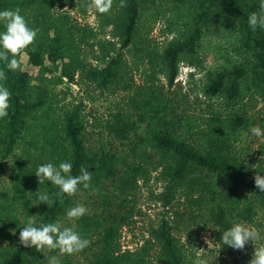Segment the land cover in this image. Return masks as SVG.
<instances>
[{"label":"rangeland","instance_id":"374dc122","mask_svg":"<svg viewBox=\"0 0 264 264\" xmlns=\"http://www.w3.org/2000/svg\"><path fill=\"white\" fill-rule=\"evenodd\" d=\"M198 1L141 0V13L132 42L123 50L117 79L107 85L94 78L91 72L103 67L109 55L116 54L121 48L122 22L118 21L121 9L116 1L112 0V7L106 13H99L93 0H57L53 6L38 0L23 8H14V5L8 8L19 9L38 30L31 47L46 49L55 36L62 37L65 61L71 64L75 80L61 76L62 62L57 67L48 63L54 68L48 71L31 64L26 54L18 59L19 68L32 74L33 96H42L44 103L28 115L27 126L7 160L6 172L0 182V252L2 247L20 237L22 224L29 216L38 219L43 202H39L37 194L46 192L50 196V189L53 191L58 187L50 181L40 184L35 171L41 163L51 161L58 165L64 160V146L61 148L59 142L65 143L63 126L69 114H74L83 123L87 145L97 148L101 143L112 141L107 126L118 110L125 111L144 127L149 121L163 122L161 116L169 118L171 108L175 106L183 113L185 137L192 138L195 144L205 140L191 134L196 130H207L209 117L241 113L249 121L248 125L231 133L232 154L246 166L251 179L264 176V135L249 132L252 126L264 129V77L259 83L254 80L256 60L243 46L238 20L231 7L213 8L203 25L198 50L180 57L175 82L170 83L164 50L178 40L192 22ZM260 3L261 0L252 6L253 11H259ZM238 65L247 68L240 96L231 98L226 93H207V85L217 70ZM22 157L26 162L20 164ZM148 168L146 174L138 177V188L127 197L130 213L128 223L121 228L119 243L122 250L140 248L150 231L158 227L162 219H169L187 261L197 264L199 259H205L207 264H249L255 248L253 242L244 249H233L221 244V236L203 218L193 220L191 226H186L184 220L174 222L171 206L181 203L182 199H176L185 189L182 185L175 195L177 198L165 205L161 193L167 181L161 174L162 167L150 165ZM20 170L31 175L25 182L17 184ZM214 183L221 189L228 186L220 178ZM19 186L23 189L21 194L17 191ZM38 188L43 191L38 193ZM237 192L243 197L246 195L240 188ZM82 194L78 203L88 209L85 203L88 195ZM243 203L240 201L241 206ZM235 220L246 222L264 233V207L257 209L251 218L236 216ZM59 222L76 224L66 216ZM86 255L85 249L62 254L76 264H87Z\"/></svg>","mask_w":264,"mask_h":264},{"label":"trees","instance_id":"16d2710c","mask_svg":"<svg viewBox=\"0 0 264 264\" xmlns=\"http://www.w3.org/2000/svg\"><path fill=\"white\" fill-rule=\"evenodd\" d=\"M38 0H0V9L23 8ZM50 6L57 0H43ZM120 5L122 44L119 52L110 54L105 65L91 72L105 85L117 79L123 59V50L132 42L137 21L141 13V0H114ZM260 0H199L193 10L192 22L183 30L181 37L164 50V58L169 66V80L174 83L180 57L198 50L203 36V25L208 21L214 7L228 5L237 17L243 46L256 60L254 80L259 83L264 77V28L252 30L248 17L253 5ZM260 5V4H259ZM258 5V6H259ZM257 10V7H256ZM0 25V30H2ZM24 54L28 61L38 67L52 69L48 63L57 67L62 62L61 76L75 80L71 64L65 61L66 53L61 36H55L46 49L31 45L16 54L17 59ZM0 70L6 73L3 83L9 88L10 109L6 118L0 120V182L5 175L7 160L15 151L24 129L28 115L43 105L42 96L32 94V74L28 70H9L0 62ZM247 68L243 65L217 70L210 79L206 91L210 95L226 93L231 98L240 96ZM40 95V94H39ZM171 116H161L162 121H149L146 126L131 119L125 111L118 110L107 126L112 136L97 148L87 145L85 127L78 117L69 114L63 126L65 143L64 160L73 164L72 174L78 175L83 166L92 173L91 185L81 188L72 196L59 193L58 187L50 189L51 207L43 202L38 221L59 222L66 211L78 204L85 192L89 208L86 214L76 220L77 229L91 237L87 250V264H193L185 258L182 247L175 236L169 219H162L158 227L150 231L145 243L136 250H122L119 238L121 228L128 223L130 207L127 197L138 188V177L146 174L149 166L161 168L167 184L161 196L165 205L182 199L179 205L172 204V220L186 226L197 218H203L222 236L236 216L251 218L257 209L264 207V191L257 188L255 179L248 176L246 166L233 155L231 133L248 125L249 119L241 113L227 116L214 114L208 118L207 130L195 131L191 136L204 138V143L195 144L187 138L183 113L173 106ZM180 131V132H179ZM203 134V136H202ZM196 141V140H195ZM111 142V143H110ZM26 158L22 157L21 163ZM31 174L20 170L17 184L28 180ZM220 178L228 186L219 188L214 180ZM183 185L184 193L175 196ZM240 188L246 195L237 192ZM21 186L18 193L22 192ZM43 190L37 189L38 193ZM87 192L89 194H87ZM41 194H37L39 197ZM238 195V198L236 196ZM83 196V194H82ZM31 202V200H29ZM243 201V205H240ZM71 224V223H70ZM247 245V244H246ZM51 256H58L62 264H76L73 259L62 256L58 249L49 250L26 247L20 237L8 246L2 247L0 264H48Z\"/></svg>","mask_w":264,"mask_h":264},{"label":"clouds","instance_id":"9594fccd","mask_svg":"<svg viewBox=\"0 0 264 264\" xmlns=\"http://www.w3.org/2000/svg\"><path fill=\"white\" fill-rule=\"evenodd\" d=\"M94 6L99 13H106L112 7V0H93ZM123 6V0H122ZM0 62L9 70L20 67L16 54L27 49L34 43L37 37V29L32 27L19 9H0ZM248 25L252 30L264 28V0H261L259 11H253L248 17ZM7 79L6 73L0 70V120L6 118L10 109L9 88L3 83ZM249 132L256 136L264 135V129L252 126ZM73 164L70 160H62L59 164L51 161L41 163L35 171L40 184L50 181L58 186L59 193L74 195L81 186L88 188L91 185L92 173L85 167L80 168L78 175L72 174ZM257 188L264 191V176H256ZM39 202H45L51 207L54 201L45 192L39 197ZM88 211L83 203H78L66 211V217L70 221H76ZM24 227L20 230V242L26 247H35L37 250L47 248L58 249L61 254L78 252L91 242V237L77 229L73 222L62 225L60 222H41L29 216L23 222ZM255 244L252 259L249 264H264V233L246 222L234 221L231 226L222 231L221 244L233 249H244L249 242ZM48 264H62L58 256H51ZM197 264H207L205 259H199Z\"/></svg>","mask_w":264,"mask_h":264}]
</instances>
